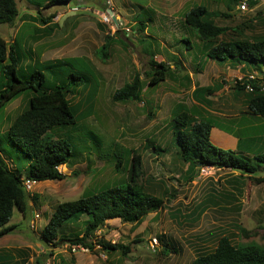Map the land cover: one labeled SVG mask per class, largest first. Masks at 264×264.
<instances>
[{"label":"rangeland","instance_id":"rangeland-1","mask_svg":"<svg viewBox=\"0 0 264 264\" xmlns=\"http://www.w3.org/2000/svg\"><path fill=\"white\" fill-rule=\"evenodd\" d=\"M31 1L45 5V0ZM106 1L69 0L42 8L38 15L37 7L27 0H17L19 14L15 21L0 24V36L8 44L16 40L21 45L24 65L44 66L84 58L92 77L91 83L69 96L79 116L77 122L50 132L54 139H69L77 155L69 165L58 167L62 179L36 183L27 192L25 216L14 210L9 223L16 227L0 237V264H189L195 256L212 251L221 236L234 245L253 241L264 246V182L253 178L264 177V163H259L261 167L254 176L208 166L188 175L187 165L179 160L172 144L170 126L172 112L180 108L193 116L192 110L201 111L218 123L214 130L236 131L263 122L264 118L250 115L245 94L236 90V84L243 83L254 69L239 64L242 62L207 58L205 52L210 45L192 33L184 16L202 5L215 14V25L227 29L218 41L254 40L264 37V4L241 12L233 0ZM140 5L147 11L141 15L148 24L144 32L137 29ZM72 6L112 8L117 23H103L88 11L70 14L67 9ZM53 14H60L53 19L57 21L52 24L53 31L40 35L37 29L45 28L35 17ZM106 35L111 37L108 56L99 59L96 50ZM181 37L189 38L192 48L186 49L189 44L180 42ZM30 50L33 54L28 55ZM152 53L156 62L169 63L173 69L172 75L157 85L149 84ZM134 74L144 85L142 100L114 101V90L130 82ZM205 86L214 87V91L200 103L193 91ZM29 96L21 94L0 109V135L26 108ZM89 133L97 137L96 141L88 139ZM210 141L230 149L215 142L212 131ZM136 154L141 161L137 183L163 201L157 212L137 223L107 220L91 234V241L96 243L91 251L73 250L67 243H44L41 230L57 204L77 199L88 190L124 182ZM6 160L12 169L18 165L22 180L27 178L28 159ZM77 225L66 224L65 235H81L83 226ZM153 240L158 242L154 251L147 246ZM112 245L115 249L104 248ZM166 249L170 252L165 253Z\"/></svg>","mask_w":264,"mask_h":264},{"label":"trees","instance_id":"trees-1","mask_svg":"<svg viewBox=\"0 0 264 264\" xmlns=\"http://www.w3.org/2000/svg\"><path fill=\"white\" fill-rule=\"evenodd\" d=\"M68 1L45 0L44 7H41L39 3L27 0L29 4L37 7L38 15L42 14V8L47 9ZM233 3H237V0H233ZM250 5H254V2H250ZM140 6L137 29L144 32L148 24L141 19V15H145L147 11L143 5ZM18 14L17 0H0V24L13 23ZM214 15L202 5H198L187 11L184 16V23L192 33L203 44L210 45L205 56L219 62L226 59L242 62L239 64L244 67L263 72L264 37L254 40L230 38L218 41L217 38L225 34L227 29L213 23ZM54 16L35 17L37 24L45 28L37 29L40 35L42 32L49 34L54 28L51 23ZM110 40L111 37L106 35L103 44L97 48L96 55L99 59H106L108 56ZM179 41L189 44L186 49L193 46L187 37H181ZM31 54L33 53L30 50L28 55ZM154 55L150 54L149 58L152 71L150 85H157L173 72L169 63L156 62ZM6 60L8 62H5ZM23 61L24 55L19 42L15 40L8 44L0 36V109L21 94L30 95L26 108L15 116L6 132L0 135V237L16 227L9 223L14 210L25 216L29 206V194L23 188L22 173L15 163L12 169L6 159H28L26 177L37 182L62 179L63 174L56 167L61 164L69 165L77 151L69 139H54L50 132L77 122L79 116L75 107L70 104L69 96L75 95L81 86L91 83L92 80L90 72L86 71L88 66L84 58H69L44 66L24 65ZM175 68H178L177 64ZM245 83L246 78L243 83L236 84L237 93L245 94L250 115L264 118V92L258 91L255 84L253 91L246 92ZM143 88L139 75L134 74L132 80L115 89L111 97L114 101L139 102L142 100ZM213 91L214 87L211 86L196 87L193 94L201 103L202 100L205 102L206 95L212 94ZM192 111L194 116L182 108L175 109L170 122L172 144L179 160L187 165L188 175L204 166L235 170L247 176L257 175L261 167L259 163H264V150H255V143L252 142L256 140L260 127L243 126L242 129L230 131L237 138V148L223 149L210 141L211 129L218 123L205 117L201 111ZM87 137L92 141L97 138L93 133H89ZM140 167V157L136 154L132 157L124 182L88 190L77 199L57 204L41 230L44 243L80 245L91 251L95 249L96 244L91 241V234L107 220L117 218L125 223H137L149 213L157 212L163 201L137 183ZM253 178L259 183L264 182V177ZM78 223L83 226L81 235L76 232L71 237L65 235L66 224L77 227ZM97 245L101 247L100 244ZM104 248L115 249L113 245ZM169 252V249L165 250V253ZM189 264H264V246L253 241L234 245L228 237L221 236L212 251L195 256Z\"/></svg>","mask_w":264,"mask_h":264},{"label":"built area","instance_id":"built-area-1","mask_svg":"<svg viewBox=\"0 0 264 264\" xmlns=\"http://www.w3.org/2000/svg\"><path fill=\"white\" fill-rule=\"evenodd\" d=\"M250 2H254L255 5L260 4V3L264 4V0H237L236 7L239 11L245 12V11L249 10V8H250V6H251ZM106 3L109 4L110 1L107 0ZM108 9H111L113 12V15H114L113 9L112 8H108ZM82 11L92 12L93 14L98 16L99 19L103 23L109 24L112 21L111 16L107 13L106 10H100L97 8L91 9L89 7H78V6H72V7L67 9V12H70V14H77V13L82 12ZM59 15L60 14L55 15L53 17V19L58 18ZM246 80H247V83H245V85H244V90L246 92L253 91V89H254L253 84H255L258 91L264 92V71L263 72L254 71L253 74H249L246 77ZM61 165H63V164H61ZM59 166L56 167L57 170H58ZM36 183H38V182L33 180V179H30V178H26V179L22 180V185H23V188L25 189L26 192H30L33 189V187L36 185ZM35 217L37 218V217H39V215L36 214ZM147 246L152 251H154L156 249V247L158 246V242H157V240H153L152 242L150 241ZM72 247H73L72 248L73 250L78 249V248L83 249V247L80 245H76V246H72Z\"/></svg>","mask_w":264,"mask_h":264},{"label":"crops","instance_id":"crops-1","mask_svg":"<svg viewBox=\"0 0 264 264\" xmlns=\"http://www.w3.org/2000/svg\"><path fill=\"white\" fill-rule=\"evenodd\" d=\"M29 5H31V4H29ZM31 6L35 7L34 5H31ZM56 22L57 21H55V20L51 21V23H56ZM51 31H53V29ZM49 34H50V32H49ZM262 121H261L262 123L254 124V125H257L258 127L261 128L258 132L259 134H257L256 140L254 142H252V143H255L254 144L255 150H261V149L264 150V119H262ZM212 129H211V131H212V133H214V141L215 142L225 146L226 148H230V149H236L237 148V143H238L237 138L232 133H230V130L223 129V128L216 129V130H214V129L212 130Z\"/></svg>","mask_w":264,"mask_h":264},{"label":"water","instance_id":"water-1","mask_svg":"<svg viewBox=\"0 0 264 264\" xmlns=\"http://www.w3.org/2000/svg\"><path fill=\"white\" fill-rule=\"evenodd\" d=\"M106 11H107V13L111 16L112 21H113L114 23H117V20H116L115 16L113 15L112 10H111V9H107Z\"/></svg>","mask_w":264,"mask_h":264}]
</instances>
